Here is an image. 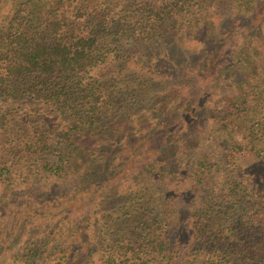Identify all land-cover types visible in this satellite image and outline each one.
<instances>
[{"label": "trees", "instance_id": "1", "mask_svg": "<svg viewBox=\"0 0 264 264\" xmlns=\"http://www.w3.org/2000/svg\"><path fill=\"white\" fill-rule=\"evenodd\" d=\"M35 1L0 27V264H264V0Z\"/></svg>", "mask_w": 264, "mask_h": 264}, {"label": "rangeland", "instance_id": "2", "mask_svg": "<svg viewBox=\"0 0 264 264\" xmlns=\"http://www.w3.org/2000/svg\"><path fill=\"white\" fill-rule=\"evenodd\" d=\"M24 1H26V0H0V27L3 24L7 23L15 15V13L22 8L21 7V3L24 2ZM42 2H43L42 0H36L35 3H32L30 5V7L31 8H36V7H38V4H41ZM245 18H246V20L250 19L251 18V13L246 14ZM245 24H246V22L244 23L243 26H245ZM212 26H215V25H212ZM223 29H225V25L224 24L221 27L215 28V31L220 32ZM233 33H234V30L231 31V33L228 35V37L225 40H223L221 43H219V46H222V47L225 48V50H228V53L222 54L221 57H219V61L220 62H222L223 59L228 58L233 53L235 48L237 47V46H235L237 41L238 40H239V42L241 41V38L239 36H233ZM194 42H195V39H193V40L190 39V40H188L186 42V46L188 48L192 49V48L195 47ZM224 42L226 43L225 46L223 45ZM170 49H171V47H170ZM195 56H193L192 54L189 55V56H184L183 53H181V52L177 53L176 52V53H170V54L167 53L165 55L159 54L154 59H152L151 57L148 56L147 58L144 57L146 59H143V60H146L144 62L145 65H152L154 62L157 61L159 64H161L164 67L168 68V66L170 64L174 66L177 61L183 62V61L186 60V61H190V64H193V62L196 60ZM198 56L200 57L199 54H197V57ZM200 60H201V58H200ZM205 85H207V84H205ZM201 89H205V88L201 87ZM194 99H197V97H194ZM54 117H55L56 121L60 118L59 115H54ZM208 118H209L208 113L205 112V113L202 114L201 120L203 121V123H206ZM41 121H42V119L39 118L36 121V124L38 126H40L41 125L40 124ZM169 124H172V123H169ZM189 138H192V136L189 137ZM152 140H154L155 142H158V144L159 143H163L166 140V134L164 133L160 138H157V136H154V139H152ZM189 140H191V139H189ZM90 143H92V142L89 141V144ZM125 153H127V151ZM121 155H123V153ZM137 173H140V171H137ZM81 187H82V185H81ZM84 190L85 189H83V191ZM8 221H10V222L12 221L10 217H8ZM132 231H134V230H132Z\"/></svg>", "mask_w": 264, "mask_h": 264}]
</instances>
